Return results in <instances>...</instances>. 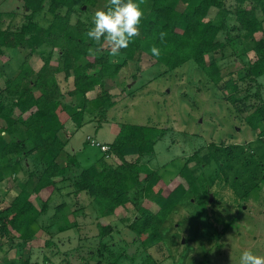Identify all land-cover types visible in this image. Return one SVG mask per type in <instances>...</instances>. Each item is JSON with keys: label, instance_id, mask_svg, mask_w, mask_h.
<instances>
[{"label": "trees", "instance_id": "16d2710c", "mask_svg": "<svg viewBox=\"0 0 264 264\" xmlns=\"http://www.w3.org/2000/svg\"><path fill=\"white\" fill-rule=\"evenodd\" d=\"M20 1L24 11L20 26L6 25L0 11V205L11 194L8 203L0 206V251L24 249L37 228H44L42 217L49 214L51 207L55 211L50 224L56 220L66 225L59 227L60 232L78 228L67 218L65 202L52 205L64 183L74 187L71 193L75 197L82 193L92 197L104 217L119 215L121 210L127 212L133 204L137 215L129 229L147 248L165 242L164 227L180 208L193 202L192 196L202 182L191 162L202 169L209 161H203L199 152L195 153L180 171L181 180L170 188L157 170L141 161L155 153L156 143L164 138L166 130L125 123L115 140L108 144L109 150L96 162L81 168L75 154L67 152L68 164L63 167L59 158L71 137L67 136L66 127L71 122L80 129L95 121L100 126L117 104L106 80L117 76L127 62L141 63L148 56L162 66L159 76L193 61L210 84L225 92L234 91L227 99L254 130H260V138H264V93L260 82L264 77V0H235L233 10L227 0H136L144 13L141 34L127 49L121 50L122 62L114 61L107 46L100 55H89L88 48L95 45L86 32L93 25L81 17L73 21L75 13L84 12V5H96L98 0H86L80 6L81 0ZM181 3L185 5L183 10L179 9ZM213 9L217 14L209 18ZM162 31L167 33L163 43L159 39ZM257 34L262 36L258 38ZM154 45L160 49L158 57L151 53ZM44 46L51 51L47 58L41 57L40 49ZM240 46L242 53L256 54L254 60L246 63L244 76L239 78L248 82L244 90L231 73L227 78L222 75L217 61L229 47L237 53ZM15 51L21 55L22 62L16 74L8 76L6 67ZM56 52L59 55L53 59ZM36 56L43 61L38 69L34 65ZM60 75L67 83L72 80L71 88L64 89ZM67 95L73 100L67 101ZM20 127L25 134L22 138L16 136ZM216 150L218 154L222 148ZM29 156L35 158L36 165L27 168L23 161ZM130 157L136 160H129ZM229 157L232 159V153ZM73 165L81 169L71 176ZM24 168L28 169V177L21 189L4 192L6 171L10 169L16 177ZM146 201L158 208L153 210ZM99 229V255L103 257V251L110 250L103 239L113 232V226L100 225ZM225 232H218L217 236ZM127 257L132 264L137 258ZM20 264L31 261L24 258ZM142 264L158 262L147 255Z\"/></svg>", "mask_w": 264, "mask_h": 264}, {"label": "rangeland", "instance_id": "374dc122", "mask_svg": "<svg viewBox=\"0 0 264 264\" xmlns=\"http://www.w3.org/2000/svg\"><path fill=\"white\" fill-rule=\"evenodd\" d=\"M85 1L81 0L79 6ZM107 2L98 0L96 5H84V12L75 13L73 21L78 17L91 21L94 13L104 9ZM21 5L20 0H0V11L6 25L18 27L24 22ZM227 5L233 10L235 0H227ZM184 8L181 3L179 9ZM216 14L217 10L213 9L209 18ZM233 17L232 14V25L235 24ZM242 47L237 48V53L229 47L224 55L217 57V61L222 67V75L227 78L231 73L238 80L240 89L244 90L248 82L239 78L244 76L246 63L254 60L256 54L254 51L244 54ZM50 52L47 46L40 49L43 58H47ZM58 55L56 52L53 59ZM12 56L6 67L8 76L16 74L22 62L16 51ZM112 58L115 62L123 61L122 56ZM42 63V59L36 56L35 67L38 69ZM162 71V66L156 64L155 59L144 56L141 63L129 61L117 76L107 79V88L117 98L116 106L110 109L100 126L95 121L76 129L69 122L65 132L71 137L59 163L66 167L67 152H70L75 154L81 168L88 167L105 153L94 143L111 144L125 123L166 130L164 138L156 143L155 153L141 161L150 169L157 170L170 188L181 180L179 173L189 158L199 152L202 160L209 162L203 164L202 169L195 162H191V166L200 173L202 182L192 196L193 202L180 208L164 227L165 242L147 248L129 229L137 215L133 204L129 205L127 212L121 210L119 215L104 217L92 197L86 193L75 197L71 193L74 187L64 183L52 205L65 202L67 218L78 228L60 232L59 227L66 225L56 220L50 224L55 211L51 207L49 214L42 217L44 228H37L24 249L16 247L7 253L0 251V264H20L24 258H29L31 264H132L127 255L137 256L133 264H142L147 255H151L158 264H239L246 249L264 255V138H260V130H254L238 113L233 102L227 99L234 91L229 89L225 92L210 84L206 74L193 61L159 76ZM60 79L65 90L72 87V80L67 83L63 75ZM260 82L264 93V77ZM97 93L100 94L99 87ZM66 100L73 99L67 95ZM16 136H25L22 127ZM227 147L231 148L230 151ZM217 148H222L218 154ZM129 160L135 161L136 157ZM23 164L26 167L36 165V160L29 156ZM27 168L16 177L10 169L6 171L2 184L4 192L10 188L15 191L21 189L28 177ZM72 168L71 176L81 169L74 165ZM8 199L0 206L6 205ZM145 204L153 210L158 208L154 203L146 201ZM107 224L113 226V232L103 241L109 244L110 250H104L101 257L99 227ZM223 230H226L225 234L218 237L217 233Z\"/></svg>", "mask_w": 264, "mask_h": 264}, {"label": "clouds", "instance_id": "9594fccd", "mask_svg": "<svg viewBox=\"0 0 264 264\" xmlns=\"http://www.w3.org/2000/svg\"><path fill=\"white\" fill-rule=\"evenodd\" d=\"M144 13L136 0H108L105 9L97 10L92 19L86 36L94 42L95 47H89V55H100L105 46L110 50L112 57L121 54L134 39L140 36V25ZM167 33L160 32L161 43L165 41ZM103 39V43H102ZM153 56L158 57L161 52L155 45L151 48ZM239 264H264V255L255 254L246 249L240 256Z\"/></svg>", "mask_w": 264, "mask_h": 264}, {"label": "built area", "instance_id": "2783aa9c", "mask_svg": "<svg viewBox=\"0 0 264 264\" xmlns=\"http://www.w3.org/2000/svg\"><path fill=\"white\" fill-rule=\"evenodd\" d=\"M94 143V142H93ZM94 144H96L98 147H100V149L103 151V152H107L108 150H109V146L108 145H106V144H101V143H94ZM93 144V145H94Z\"/></svg>", "mask_w": 264, "mask_h": 264}]
</instances>
